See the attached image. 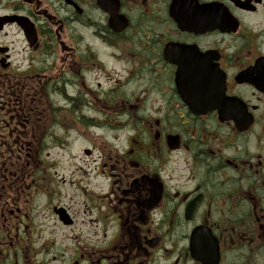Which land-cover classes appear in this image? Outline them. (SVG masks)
Listing matches in <instances>:
<instances>
[{
  "label": "flooded vegetation",
  "instance_id": "flooded-vegetation-1",
  "mask_svg": "<svg viewBox=\"0 0 264 264\" xmlns=\"http://www.w3.org/2000/svg\"><path fill=\"white\" fill-rule=\"evenodd\" d=\"M0 264H264V0H0Z\"/></svg>",
  "mask_w": 264,
  "mask_h": 264
},
{
  "label": "rangeland",
  "instance_id": "rangeland-1",
  "mask_svg": "<svg viewBox=\"0 0 264 264\" xmlns=\"http://www.w3.org/2000/svg\"><path fill=\"white\" fill-rule=\"evenodd\" d=\"M12 39L14 42L16 41L17 46L21 45L19 43L20 38L18 36H12ZM91 49L93 51V58L95 61L92 62L90 88H92L93 95L96 97L91 98V107L88 114H91L92 117L100 118L103 110L107 113L115 110L114 105L112 107L111 105H107V108L104 107V105H106L105 99H107L105 97L107 95H112L113 92L117 90L118 86H103V83H106L101 67L103 64L100 63L101 60L103 61V46L91 41ZM109 65L111 64L107 62V66ZM112 66L114 67V65ZM113 67H111L112 70H115ZM109 75L112 74L109 73ZM98 83L99 86H97ZM100 111H102L101 114ZM101 118H103V115ZM107 121H109V124H106L103 128H91V130L85 132L87 135L85 139L82 138L80 141H76L74 144H71V148L69 147L65 153L53 152V157L57 158L56 161L59 165L57 169L58 176L63 177L66 180L65 184H62V187L67 188L68 192H71V186L68 182L73 178V170L75 168H83L86 170V173H90L93 177L94 171L89 169L94 166V160L98 159V150L91 149L93 153L91 156H88L83 153L84 148H91L92 144H95L98 147H101V145L103 146V144L107 146H112V143L121 144L129 132L127 128H124L126 125H122V123L118 122V119L114 116L108 118ZM120 126L122 127L121 129H119ZM113 128L117 129L114 130ZM88 134H91V140L88 138ZM100 180L101 179L99 178L95 180L92 178L91 182L97 183L98 186V182H100Z\"/></svg>",
  "mask_w": 264,
  "mask_h": 264
},
{
  "label": "water",
  "instance_id": "water-1",
  "mask_svg": "<svg viewBox=\"0 0 264 264\" xmlns=\"http://www.w3.org/2000/svg\"><path fill=\"white\" fill-rule=\"evenodd\" d=\"M187 102V101H186ZM189 105L191 104L190 102H189V100H188V102H187Z\"/></svg>",
  "mask_w": 264,
  "mask_h": 264
}]
</instances>
